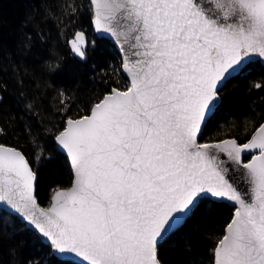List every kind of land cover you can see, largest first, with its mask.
I'll list each match as a JSON object with an SVG mask.
<instances>
[{
  "label": "snow or ice",
  "instance_id": "1",
  "mask_svg": "<svg viewBox=\"0 0 264 264\" xmlns=\"http://www.w3.org/2000/svg\"><path fill=\"white\" fill-rule=\"evenodd\" d=\"M89 7L94 29L120 45L128 83L54 134L73 178L47 210L37 204L30 162L0 145V208L15 210L77 264H162L161 240L202 204L227 199L234 214L212 264H264V123L243 143L200 142L224 82L264 58V0H89ZM67 42L87 58L83 31Z\"/></svg>",
  "mask_w": 264,
  "mask_h": 264
},
{
  "label": "trees",
  "instance_id": "2",
  "mask_svg": "<svg viewBox=\"0 0 264 264\" xmlns=\"http://www.w3.org/2000/svg\"><path fill=\"white\" fill-rule=\"evenodd\" d=\"M92 19L89 0H0V144L20 149L30 162L43 206L73 178L54 134L69 116L87 114L86 106L128 83L119 49L110 38L96 36ZM77 31L89 42L86 59L67 42ZM219 95L221 103L200 142H245L264 123V64L248 63ZM233 214L234 206L225 201L202 204L160 243L162 264H212L213 249ZM0 264L77 263L58 258L35 230L0 209Z\"/></svg>",
  "mask_w": 264,
  "mask_h": 264
},
{
  "label": "water",
  "instance_id": "3",
  "mask_svg": "<svg viewBox=\"0 0 264 264\" xmlns=\"http://www.w3.org/2000/svg\"><path fill=\"white\" fill-rule=\"evenodd\" d=\"M93 32H94V33L96 34V36H98V37H108V38H110V39L115 43V45L117 46V48L119 49L120 54H121V57H122L123 54H122V52H121V50H120V45L117 44V43L115 42V38H112V37H110V36H108V35H106V34H102V33L98 32V31H96V30L94 29V25H93ZM254 60H260V61L264 64V58H256V59H253L252 61H254ZM249 63H250V62H249ZM240 72H241V71H239V72L233 74L232 77H230L227 81H225L224 84H223V87H224V85H225V84H226L231 78H233L234 76L238 75ZM122 73L124 74V76H125V77L127 78V80H128V77L126 76V74H125L123 71H122ZM223 87H222V88H223ZM222 88H221V89H222ZM219 96H220V95H219ZM220 101H221V98H220ZM56 144H57V143H56ZM0 145L9 146V145H5V144H0ZM11 147H14V146H11ZM57 147H58V149H59V150H60V151L66 156V158H67L68 161H69V158L67 157L65 151H63L58 145H57ZM14 148H16V147H14ZM16 149L19 150V151H21V150L18 149V148H16ZM21 152H22V151H21ZM24 156H25V155H24ZM249 157H250V156H249ZM25 158H26V157H25ZM250 158H251V157H250ZM250 158H249V159H250ZM26 159H27V158H26ZM244 159H245V157H244ZM249 159H248V160H249ZM246 161H247V160H246ZM69 163H70V161H69ZM70 165H71V164H70ZM30 166H31V165H30ZM71 169H72V168H71ZM72 173H73V172H72ZM233 178H234L236 184L238 185L239 190H240L242 193H245V192H248V191H249V186H248V184L246 183V181L243 180V178L240 176V174H239L238 172H236V173L233 174ZM36 182H37V181H36ZM71 184H72V183H71ZM69 187H71V185L68 186V187H63V188L60 187V188L56 189V190L52 193L51 200H50V205H49V206H43L42 204H40V202L38 201L37 195H36V200H37V204H38V206H39L40 208L45 209V210L49 209V208L51 207V204H52V197L54 196L55 192L58 191V190H62V189L69 188ZM35 194H36V186H35ZM217 201H225V202H228L230 205L233 206V202L228 201L227 199H224V200H217ZM0 209H3V210H5V211H8V212L12 213L13 215L17 216L22 222L26 223V225H27L29 228L35 230V231L40 235V237L43 239V241H44L46 244H48V245L50 246L48 240H47L46 238H44L43 235H42L41 233H39V231L35 228V226H34V225H31L29 221H27L25 218H23V217H22L20 214H18L15 210L10 209V207H3V208H0ZM183 225H184V223H183L182 225L178 226V227L176 228V230L172 231V232H171L169 235H167L163 240H161V242L165 241V240H166L171 234H173L175 231H177L178 229H180ZM161 242H160V243H161ZM51 249H52V248H51ZM52 251H53V253H54L58 258H60V259H62V260H65V261H73V262L77 263V258H76L74 255L59 254L58 252H56V251L53 250V249H52Z\"/></svg>",
  "mask_w": 264,
  "mask_h": 264
},
{
  "label": "rangeland",
  "instance_id": "4",
  "mask_svg": "<svg viewBox=\"0 0 264 264\" xmlns=\"http://www.w3.org/2000/svg\"><path fill=\"white\" fill-rule=\"evenodd\" d=\"M246 157V156H245Z\"/></svg>",
  "mask_w": 264,
  "mask_h": 264
}]
</instances>
